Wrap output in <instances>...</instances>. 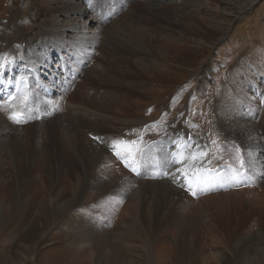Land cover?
I'll return each mask as SVG.
<instances>
[{
    "label": "bare ground",
    "instance_id": "bare-ground-1",
    "mask_svg": "<svg viewBox=\"0 0 264 264\" xmlns=\"http://www.w3.org/2000/svg\"><path fill=\"white\" fill-rule=\"evenodd\" d=\"M9 1L0 0V6L8 5ZM27 1L13 0V11L6 21L8 32L0 31V55L7 54L15 60L18 58L12 70L5 74L16 82L22 78H33L31 92L22 91L20 94L28 95L30 100L34 97L35 105L39 106L37 110L30 109L29 122L22 125L13 124L4 112H0V182L24 186L23 190L11 186V192H2V198L9 202V206L30 197L37 207L43 208L47 196H51L53 208L78 202L89 206L99 221H102V216L95 214L94 207L116 225L132 221L136 229L145 227L142 230V247L155 252L153 264H167L176 251L185 264H219L222 261L220 254L210 251L203 255L207 246L205 239L212 246L224 245L237 264H254L256 260L263 264L262 42H252L253 45L240 56L230 70L228 83L224 84L221 100L216 105L218 119L229 136L226 150L230 151L232 138L241 140L247 169L245 174L256 183L248 187L224 185L193 198L168 178H149L160 177L162 171L167 170L164 163L171 154L184 152L187 155L189 148L186 145L193 147L192 142L188 144L177 141L176 136L169 137L167 133L175 134L173 129L166 131L165 139L153 147H145L150 140L142 132L143 142L120 148L121 151H131L133 155L139 153L138 162H134L139 174L125 168L106 146L107 143H94L92 136L103 137L96 127L108 125L104 128L108 140H136V136L125 134L132 129H142L151 121L149 117L136 114L137 108L148 106V87L152 86L150 80L160 83L171 80V69L184 66L187 58L197 51L175 41V44L166 39L159 41L163 29L158 22H151L152 16L148 11L139 20L135 18H140L138 14H124L121 8L125 3L135 5L145 2L151 5V0H98L89 8L84 4L87 0H30L40 26L33 36L27 34L21 19ZM209 3L204 0L203 4L208 6ZM251 6L253 4L245 3L242 8ZM3 15L0 16L1 22L5 20ZM197 28L206 31L201 22H198ZM198 49L203 50V46L198 45ZM145 54H152V61H148ZM157 55L158 60L161 55L160 62L156 58L154 61ZM60 66L66 72L61 73ZM123 66L133 78L140 75L139 84L126 75L119 76ZM137 66H141L143 71L140 72ZM249 66L255 68V79L245 74ZM28 67L35 71V76L24 72ZM211 69L208 66V70ZM100 84L113 86L110 87L112 90L101 92ZM122 86H128L125 88L130 91L119 90L124 88ZM206 88L207 85L202 86L195 96L203 98L201 92ZM3 92L0 90V94ZM121 95H125V103L121 101ZM46 105H58L60 110L45 114ZM164 106L165 112L167 109L164 110ZM36 115L43 118L37 119ZM85 123L92 126L88 127ZM20 141L23 150H27V157L12 153V142ZM3 155L9 156L8 160H25L22 168L7 174ZM234 157L220 161L224 164L218 167L221 174L225 173V162L238 167ZM89 162L92 167L85 170V164ZM28 164L30 168L26 166ZM217 165L221 163L214 166ZM207 167L213 166L208 164ZM216 175L211 174L213 177ZM87 176V192L80 191L78 186ZM135 184L139 185L138 190L134 189ZM125 193L130 198L124 199L122 195ZM138 194H144V198ZM204 215H207L206 223L201 221ZM0 219L7 222L9 218L4 213L0 214ZM127 247L131 249L134 246L130 243Z\"/></svg>",
    "mask_w": 264,
    "mask_h": 264
},
{
    "label": "rangeland",
    "instance_id": "rangeland-1",
    "mask_svg": "<svg viewBox=\"0 0 264 264\" xmlns=\"http://www.w3.org/2000/svg\"><path fill=\"white\" fill-rule=\"evenodd\" d=\"M174 1L177 3H173L172 0H151V5L138 2L135 5L125 3L121 6L124 14L134 12L140 17H135L139 20H142L144 12L148 11L152 16L151 22H158V25L163 29L159 41L166 39L165 41H169L170 44L188 45L197 51L187 58L184 66L179 65L171 69L173 73L171 80L162 83L150 80L152 86L148 87L149 104L137 108L136 114L138 113L143 117L148 116L151 119L156 118L162 113L163 106L169 104L168 107L164 106V110L167 109V115H169L168 118H166L167 115L162 118L164 127L177 130L178 125L183 124L191 127L192 123L196 137L199 138L208 134L211 138L217 139L224 158L229 159L228 157L236 155V147H240L241 140L232 138L231 142L234 146H231L232 143L229 142L231 153L226 150L229 136L218 119L216 105L221 100V93L225 88L224 84L228 83L230 70L236 65L235 63L240 56L245 54L244 51L247 47H251L252 42H256V40L264 45V0H208L210 2L208 6L203 4L204 0ZM245 3L253 4V6L243 7V9L242 6ZM6 4L3 7L0 6V16L5 13L3 15L5 20L0 21L2 24L0 31L8 30V22L6 21L9 19L8 14L13 11L11 6L13 0H10L8 5ZM84 4L87 8L90 7L88 2ZM21 19L24 21L23 25L27 34L33 36L40 26L32 1L28 0L25 3ZM198 22L204 24L206 31L202 32L197 28ZM164 31L166 33L163 34ZM198 45H202L203 50L200 49L199 51ZM145 55L148 61H152L150 58L153 56L152 54ZM157 57L159 56L154 57V61L156 58L160 62L161 55L159 60ZM208 66L212 68L211 71L208 70ZM125 67L123 66L119 76L124 77L126 75L139 84L140 75L133 78ZM137 68L140 72L143 71L141 66H137ZM246 69L249 71L247 72ZM246 69L245 74H248L250 78L255 79L257 77L255 68L249 66ZM200 70V73H195ZM243 78L242 76V81H244ZM206 85L207 88L202 92L200 91L203 98L195 96L192 103V117L182 114L187 110L193 89L200 90L202 86ZM110 87L113 86L100 84L101 92H109L112 90ZM122 87L124 88L118 87L119 90L130 91L125 88L128 86ZM124 97L125 95H121L120 99L125 103L127 100H124ZM49 101L51 100L49 99ZM34 108L37 110L39 106L35 105ZM93 111L97 112L98 110ZM75 121L78 122L79 120ZM189 121L191 123L186 124ZM85 124L88 127L92 126ZM106 127L109 126L98 125L96 129L101 130L102 138L110 142L106 138V131H104ZM161 133L162 129L160 128L148 129L146 132L151 138L159 136ZM19 143L12 142V153L26 156L27 150H23L22 141ZM211 151L216 155L220 154L217 151V146H214ZM8 157L2 156V160L6 161L7 174L16 168H22L25 160H8ZM218 161L216 158L212 159L213 164ZM220 161L217 164H223ZM26 166L31 167L30 164ZM91 167V162L85 164V170L86 168L89 170ZM164 167L165 169L168 168L167 163H164ZM2 183L3 181L0 182L2 199L0 200V206H2L0 214L6 213L9 219L7 222L0 219V264H153L155 252L142 247L144 238L142 230L145 227L136 229L132 221L116 225L112 221L109 222L99 209L94 207L92 210L95 211V214L102 216L100 218L102 221H99L90 211V207L83 203L77 202L69 206L61 205L53 208L51 196H47L43 208L37 207L30 197L9 206V202L2 198V192L4 190L11 192V186L18 185ZM263 183L262 180L261 185ZM87 186L88 176L81 186L79 184L78 188L80 187V191H84ZM18 188L23 190L24 186L20 185ZM138 188L139 185L135 184L134 189L138 190ZM85 191L87 192V190ZM139 196L144 198V194ZM122 197L128 199L130 195L125 193ZM201 221L206 223L207 215L202 216ZM205 241L207 246L203 255L213 251L222 256V261L219 264H237V261L234 260L224 245L212 246L209 240L205 239ZM130 243L134 246L131 249L127 247ZM167 264H185V262L176 251ZM241 264L246 263L241 262ZM254 264L261 263L256 260Z\"/></svg>",
    "mask_w": 264,
    "mask_h": 264
},
{
    "label": "snow or ice",
    "instance_id": "snow-or-ice-1",
    "mask_svg": "<svg viewBox=\"0 0 264 264\" xmlns=\"http://www.w3.org/2000/svg\"><path fill=\"white\" fill-rule=\"evenodd\" d=\"M88 5L94 6L98 0H87ZM19 47V45H17ZM17 61L15 57H10L7 54L0 55V88H15L14 81L9 79L6 72L12 70ZM31 71V70H29ZM61 73L64 71V67L60 66ZM35 107V98L28 95H21L16 91H9L7 94L0 95V112H4L7 119L13 124L22 125L29 122V111ZM59 106H48L44 108L45 114H50L52 111H59ZM35 115V113H33ZM37 119L43 117L36 115ZM147 125L142 129H132L125 136L136 135V140H127L124 138H117L110 142L105 141L102 137L92 136L94 141L100 143H107L112 154L116 159L123 164V166L134 174H139L134 162L137 161V156L133 155L131 151H121L122 146L132 144L135 145L138 142H143V136L140 133L147 130ZM175 144V141H173ZM192 145H186L189 148L187 155L184 152H176L171 154L166 163L168 168L166 171H162L160 177L152 176L149 178H168L176 184L177 187L182 188L189 193L193 198H198L200 195L208 194L217 187H223L224 185L235 187L236 185L242 187L254 186L256 181L249 175H246L247 171L242 155V150L239 146L236 147V155L234 157L235 163L238 167H234L232 164L225 162V173L221 174L219 170L213 166L207 167L211 164L212 159L216 158L223 161V151L219 148V142L217 139L210 137V144H199L195 140L192 141ZM212 146H217V151L220 153L216 155L211 151ZM217 173L215 177L211 176V173ZM261 178H264L262 176ZM227 190V188H224Z\"/></svg>",
    "mask_w": 264,
    "mask_h": 264
}]
</instances>
